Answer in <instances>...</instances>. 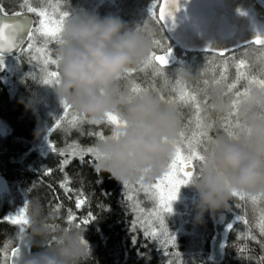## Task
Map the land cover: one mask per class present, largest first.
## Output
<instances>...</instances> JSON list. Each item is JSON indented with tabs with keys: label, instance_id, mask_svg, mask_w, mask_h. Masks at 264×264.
I'll list each match as a JSON object with an SVG mask.
<instances>
[{
	"label": "trees",
	"instance_id": "trees-1",
	"mask_svg": "<svg viewBox=\"0 0 264 264\" xmlns=\"http://www.w3.org/2000/svg\"><path fill=\"white\" fill-rule=\"evenodd\" d=\"M89 1L92 0H0V9L5 14H28L35 24L37 17L27 11L29 6L69 15L82 9L83 5V10H87L91 4ZM133 1L132 5L137 10L152 2ZM123 7L126 12H131L127 6ZM124 22L129 26H142L153 41L161 45V50H153L152 53L161 55L171 48L163 27L153 19L127 15ZM174 53L177 63L158 72L154 66L143 62L133 68L132 73L124 74L121 83L131 91L136 88L140 92L162 93L160 98L176 111L180 120L178 143L187 145L181 133L189 140L195 137L203 141L198 147V151L203 153L209 144L208 139L218 134L227 136L225 121L229 117L228 113L224 117L210 119L206 115L209 101L204 93L209 89L218 90L231 105L235 92L258 88L248 82L264 80V48L248 44L224 56L189 53L183 57L178 49ZM241 60L245 67L241 70L243 75L237 79V66ZM185 70L191 75V80L176 79V73L183 74ZM28 81L17 82L16 79H6L5 73L0 75V178L7 187L4 195L0 196V261L7 253L9 263L11 250L27 237V225L21 232L19 225H12L4 218L15 215L25 206L27 209L28 199L32 196L39 198L46 209L55 213L57 221L84 232L93 256L91 264H214L210 259V246L215 234L214 218L206 213L203 223H193L197 198L190 202L192 214L181 222L185 226V233H182L178 231V221L174 217L170 216V221L166 214L159 221L152 210L146 208L149 205L147 199L131 194L133 189H128L129 186L124 187L107 174L98 176L93 168L94 157L90 154L84 156L83 163L79 157L71 158V162L62 169L61 161L65 157L60 152L69 154L73 143L84 149L93 147L99 142V137L88 133H96L97 130L90 126L84 129L85 135H56L57 126H50L45 137L35 138L37 128H44L50 120L44 121L45 115L38 101L40 93L33 82ZM181 89L195 95L201 102L199 122L195 106L181 99ZM234 115L231 120L236 122ZM198 163L195 162L194 173ZM65 176L73 190L71 193L60 187ZM77 193H81L85 201L80 208H76ZM57 204L61 205L58 211L54 210ZM229 206L235 223L222 244V259L218 264H264V235L259 231L264 217V193L244 194L243 199L233 197ZM69 212L75 218L71 224ZM89 217V222L83 224L82 221ZM141 217L149 220L150 224L156 222L158 231L155 237L145 236ZM167 225L172 226V231L168 232ZM170 236L175 240H170ZM29 247V254L42 250L32 241H29Z\"/></svg>",
	"mask_w": 264,
	"mask_h": 264
},
{
	"label": "clouds",
	"instance_id": "clouds-1",
	"mask_svg": "<svg viewBox=\"0 0 264 264\" xmlns=\"http://www.w3.org/2000/svg\"><path fill=\"white\" fill-rule=\"evenodd\" d=\"M153 37L139 25L129 26L117 16L100 17L73 11L62 25L54 57L59 82L53 87L57 103L91 121H103L114 113L121 121L115 138L93 145V168L119 184L153 182L166 168L177 144L180 120L176 111L160 97L162 93L134 94L123 86L126 71L148 60ZM176 79L188 82L185 70ZM210 119L232 111L221 92L207 90ZM27 107V106H26ZM237 134L215 135L203 160L186 187L195 193L193 223L204 216L230 211L234 193H264V89L252 88L235 111ZM37 128L35 138L46 135ZM27 239L42 250L26 255L22 264H91L93 256L84 232L57 221L37 197L28 199Z\"/></svg>",
	"mask_w": 264,
	"mask_h": 264
},
{
	"label": "snow or ice",
	"instance_id": "snow-or-ice-1",
	"mask_svg": "<svg viewBox=\"0 0 264 264\" xmlns=\"http://www.w3.org/2000/svg\"><path fill=\"white\" fill-rule=\"evenodd\" d=\"M179 10H180L179 0H155L151 8L149 9V12L156 23L160 24L164 28H167L169 24H172L174 26V20H175L174 13ZM27 11L29 13H34L35 16L37 17V21L35 24L30 22L31 26L26 35L27 48L23 49V51L29 52L30 54H32V59H39L45 65H54L56 70L46 71V77L43 80V83L45 85L57 84L59 82V72H58L59 65L57 60L50 56L47 49V45L50 42H55V43L57 42L59 33L62 29L63 22L65 18L68 16V13L67 12L53 13L47 10L37 9L31 6L27 8ZM16 16H20V13H16ZM18 27H19L18 25H13L10 23H0V53L4 51H12L16 47V44L14 43L15 40L14 33L18 29ZM36 39L41 40L44 46L42 47L35 46L34 40ZM252 44L259 45L262 48H264V38L257 35L255 40L252 41ZM170 55H171V49L167 48L164 55H159L155 53L150 54V57L144 63L154 66L156 70L159 72L168 65L169 62L168 58ZM218 55H223V53H218ZM244 67H245L244 61L241 60L239 65L237 66V72H238L237 79H239L241 75H243L241 70L244 69ZM132 71H133L132 69L128 70L126 71L125 74H130L132 73ZM245 79H247V77H245ZM248 83L250 86H256L258 88L264 89V80L252 79ZM233 87H235V85H233ZM132 91L133 93L140 92V90L136 88H133ZM247 92L248 89H245L243 93L237 91L234 94V99L231 102V108L233 111L229 113V117L225 121V128L227 131V136L229 138L235 137L237 130L239 128L238 123L233 122L231 120V116L235 114V111L237 109V106L241 98L244 97ZM180 96L182 100L195 106L194 110L198 117V122H199L201 107H202L201 102L198 100V98L195 95L190 94L189 92L183 89H181ZM203 103L206 104L207 102L204 101ZM63 111L65 115L73 121L80 119L79 117L76 116V114L70 113V109L68 108L67 105L63 107ZM105 121L113 129L112 135L107 138H115L116 130L119 127H121V121L119 120L118 116L114 113L106 114ZM89 123L98 124L99 121H89ZM88 134L98 136L101 141L106 139V137L102 133L89 132ZM181 136L183 140L187 141L186 151H182V148H185V145L183 143L180 146L176 144L174 154L170 159V162L167 165V169L162 175V177H160L155 183L149 186L140 185L141 190L146 195H149L151 198H153L156 201L157 208L154 210V214L157 217H159L163 213L171 212V207H170L171 202L176 199L180 187L190 182L191 177L194 174L193 169L195 167V162H200L204 158L201 151H198V147L201 143H203V141L197 140L195 137H193L192 140H189L188 137L185 136L183 133H181ZM194 140L195 143H193ZM210 142L211 140L208 139L207 143ZM49 147H51L53 151H55L53 145L49 144ZM70 147H71V152L69 154L60 152V155L65 157V159L61 161L62 169L71 162V158L79 157L81 162L83 163L85 155L90 154L92 157H94L93 147H88L84 149L78 147L76 143H73ZM206 150H207L206 148L203 149V151ZM127 186L128 183L126 182L124 184V187ZM60 187L69 193L73 191L68 186L67 176H65L64 181L61 182ZM76 195H77L76 208H80L85 203V201L82 198L81 193H77ZM233 197H240L241 199H243L244 194L234 193ZM129 199H131V197H129ZM60 207L61 205L57 204L54 210L58 211ZM26 212L27 209L25 206L24 208H21L15 215L5 217L4 219L7 222L11 223L12 225H19V230L23 232L24 226H26L28 223ZM74 219H75L74 216L71 214V212H69L68 214L69 223L71 224V222ZM89 219L90 217L84 219L82 223L87 224L89 222ZM141 219L143 220V217H141ZM150 219H151V215L149 216V220ZM149 220H143L142 227L144 228V234L147 237H155L158 231L155 226L156 222L153 221L150 224ZM232 227H233L232 225H229L227 229L231 230ZM259 231L261 235H264V217L261 218L259 224ZM161 235H163V233H161ZM169 239L174 241L175 237L170 236ZM253 239H255V237H253ZM221 247H223V245ZM7 255H8L7 253H4L5 259L3 261H0V264H8ZM16 255H17V249H13L11 252V257L13 258Z\"/></svg>",
	"mask_w": 264,
	"mask_h": 264
},
{
	"label": "rangeland",
	"instance_id": "rangeland-1",
	"mask_svg": "<svg viewBox=\"0 0 264 264\" xmlns=\"http://www.w3.org/2000/svg\"><path fill=\"white\" fill-rule=\"evenodd\" d=\"M133 2H134L133 0H92L87 10H83L84 9V5H83L82 9L78 11H85L90 14L98 15L100 17H104L108 15L117 16L121 20H124V21L127 15L128 17H130L131 15L132 16L136 15V17L143 18V19L144 17L147 18L148 20L153 19L149 12V9L151 8L155 0H152V2H150L148 5H146L145 7H142L139 10H137L136 7L132 5ZM106 5H108V7ZM123 6H127L128 8H130L129 11L131 12L129 13L126 12ZM152 43H153V50H156V51L161 50L162 47L161 45L157 44V41H152ZM34 44L35 46H38V47L44 46L43 42L39 39L34 40ZM55 46H56L55 42H50L47 45L48 52L52 58H55L54 57ZM26 48L27 46L19 50L17 55L14 54V55H10L4 58H0V75L2 73H5L6 79L8 78L16 79L17 82H24L26 79L29 80L28 82H33L34 87L41 94V95L39 94L38 101L41 102L40 106L45 115L44 121L50 120L49 121L50 123L46 122L48 125H45L46 123H44L42 126L45 125L44 128H47V130L49 129L50 126H53V128L54 126H57V131L55 133L56 135H75V136L85 135L84 129L91 126L92 128L97 130L96 133H102L106 138L110 137L112 135L113 129L106 123L105 119L103 121H99L98 124H92V123H89V121L91 120H87L77 115L76 113L72 112L71 110H70V113L76 114V116L79 117L80 119L73 121L65 115L63 109L56 101V97H55L54 90H53V87L56 84L45 85L43 83V80L46 77V71L56 70L55 66L45 65L39 59H32V54H30L27 51H23V49H26ZM175 63H177V61ZM45 109L48 111L47 112L48 114L46 113ZM99 141L101 140L99 139ZM177 145L178 146L181 145L180 143H178V140H177ZM182 151H186V145H185V148H182ZM169 162L170 160L168 161V163ZM166 169H167V166L165 170L151 183L145 184L142 182H129L130 184L128 185L129 186L128 189H131V190L133 189L131 191V194H135L139 198L143 197V199H147L146 202H148L149 205L148 206L146 205V208L152 210L153 213H154V210L157 208V203L153 198H151L149 195H146L141 190L140 185L149 186L155 183L160 177H162ZM4 193L2 195H4ZM195 198H196L195 193L192 192L189 187L182 185L177 193L176 199L171 202V205H170L171 212L163 213L162 215H160L158 217L159 221L161 219V216L166 215V214L168 215L170 221L174 217L178 221V229H179L178 231L185 233V226L181 222L186 220L184 218L192 214L191 211H192L193 206H191L190 202L194 201ZM227 214L229 215V211H227L226 214L222 212L219 213L218 217L216 215V218H215V215H211V217L216 219V221L214 219L213 220L217 228L223 225V231L220 234V240H219L221 246L227 237V234L229 231L227 229L228 226L229 225L233 226V224L235 223V219H234L232 222L230 221V223H228L225 226L224 224H222ZM171 227L172 226L167 225L168 232L172 231ZM213 239L214 237L212 238V241Z\"/></svg>",
	"mask_w": 264,
	"mask_h": 264
},
{
	"label": "water",
	"instance_id": "water-1",
	"mask_svg": "<svg viewBox=\"0 0 264 264\" xmlns=\"http://www.w3.org/2000/svg\"><path fill=\"white\" fill-rule=\"evenodd\" d=\"M201 3L199 5H195L193 10L194 1L192 0H179V11L174 13L175 20L174 26L169 24L167 28H164L167 36L172 40L173 46L176 48L184 49L188 52H211V53H223L230 51L232 49L226 50V46L220 45L221 43H226V40L235 41L240 46L248 44L251 40H255L256 36L264 38V6L258 0H242V6L244 8V12L248 14L254 21L255 27H253L250 31H246L249 28L244 24V18L238 21V24L230 27L231 30H228L224 33V30L219 31V28L214 25H206L205 27L196 25V17H201V13L205 12V0H200ZM201 15V16H200ZM30 22L32 19L27 14H20V16L16 15H3L0 13V23H10L13 25H18V29L15 31L14 43L16 47L12 51H4L0 53L1 56H8L15 52H17L23 45L24 41H26V35L30 28ZM208 24V22L206 21ZM246 28V29H245ZM245 29V30H244ZM177 30H181L184 33L183 38L175 37ZM200 30V31H199ZM223 31V32H222ZM203 35L204 45L197 44L195 40V33ZM252 37V38H251ZM198 41V38H196ZM242 40V41H241ZM215 41V43H214ZM186 42V44H185ZM194 43V44H192ZM238 46V47H240ZM237 47V48H238ZM235 49V48H233ZM171 55L169 56V62L171 63ZM6 184L4 180L0 178V195L5 192ZM225 213L227 211L221 210L216 215L218 217L219 213ZM231 214L226 215V219L224 221V226L230 223L232 219ZM223 231V225L216 229L214 234V240L211 243L210 248V259L213 263L218 264L221 260V244H220V234ZM13 249H17V255L15 257H11V252ZM9 255V264H22V259L29 255V240L25 238L22 241H19L16 247H14Z\"/></svg>",
	"mask_w": 264,
	"mask_h": 264
},
{
	"label": "flooded vegetation",
	"instance_id": "flooded-vegetation-1",
	"mask_svg": "<svg viewBox=\"0 0 264 264\" xmlns=\"http://www.w3.org/2000/svg\"><path fill=\"white\" fill-rule=\"evenodd\" d=\"M194 1L193 10L195 8V5H199L201 3L200 0H192ZM262 4L264 5V1L260 0ZM205 12L201 13V17L197 16L196 19V25L205 27L206 25H214L215 27L219 28V31L224 30V33L228 30H231V28L238 24V21L242 18H244V24L246 23V26L249 28L246 31H250L254 25V21L248 14L244 12L242 0H205ZM208 22V24L206 23ZM232 25V27H230ZM164 29V27H163ZM246 29V28H245ZM244 29V30H245ZM200 31V30H199ZM223 32V31H222ZM166 33V32H165ZM167 35V34H166ZM177 38H183L184 33L181 30H177V33L175 35ZM195 42L197 44H203L204 45V39L203 35L199 34V32L195 33ZM198 38V41L196 40ZM252 38V37H251ZM168 42L171 44V59L172 63L175 60L176 54L174 53L175 49H178L183 57H185L187 54L191 53L184 49H180L178 47L173 46L172 40L167 36ZM242 41V40H241ZM253 40H251L249 43H251ZM215 43V41H214ZM186 44V42H185ZM194 44V43H192ZM226 46V50L237 48L240 46V44H237L235 41L226 40V43H221L220 45Z\"/></svg>",
	"mask_w": 264,
	"mask_h": 264
}]
</instances>
